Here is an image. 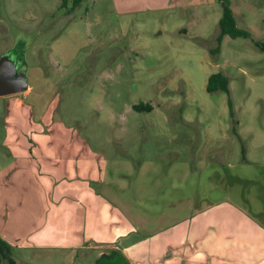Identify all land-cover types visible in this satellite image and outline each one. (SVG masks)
Segmentation results:
<instances>
[{"label": "rangeland", "instance_id": "374dc122", "mask_svg": "<svg viewBox=\"0 0 264 264\" xmlns=\"http://www.w3.org/2000/svg\"><path fill=\"white\" fill-rule=\"evenodd\" d=\"M228 1L250 39L225 36L212 57L217 0H0V57L17 52L28 85L0 98L2 264H111L113 251L56 247L60 192L30 175L45 160L13 156L20 136L45 143L65 194L85 182L119 209L136 228L127 242L222 199L264 222V0ZM216 73L228 94L207 93Z\"/></svg>", "mask_w": 264, "mask_h": 264}, {"label": "crops", "instance_id": "0c3cea01", "mask_svg": "<svg viewBox=\"0 0 264 264\" xmlns=\"http://www.w3.org/2000/svg\"><path fill=\"white\" fill-rule=\"evenodd\" d=\"M27 128L26 134H30L32 131ZM38 133L42 134L40 128ZM20 137L10 142L13 156L45 160L48 168L32 174L36 170L33 168L30 175L34 179L41 178L44 185H53L60 192L59 209L66 218L65 239L56 246L60 250L69 252L84 242L94 248L113 245L129 264H264V222L230 199L192 210L187 217L168 225L160 219L154 222L157 226H143L149 227L150 233L127 242L136 228L125 226L126 218L119 209L97 198L85 182L78 183L73 193L65 194L61 180H69V177L64 168L54 170L55 166H50L49 156L44 153L48 150L45 143L39 142V138L32 139L31 143L28 137L26 141ZM57 180L60 183H56ZM243 199L246 203V198ZM246 204L249 205L248 201ZM257 210L264 215V207ZM73 218L77 227L71 231L74 239L69 240L68 226L72 227ZM54 231L61 235L58 229ZM52 232L53 228L48 234L53 236Z\"/></svg>", "mask_w": 264, "mask_h": 264}, {"label": "trees", "instance_id": "16d2710c", "mask_svg": "<svg viewBox=\"0 0 264 264\" xmlns=\"http://www.w3.org/2000/svg\"><path fill=\"white\" fill-rule=\"evenodd\" d=\"M66 0H63L65 3ZM83 0H71V9H76ZM217 2L221 6V17L218 21V30L219 33L216 37V47L209 51V54L214 57L215 55L219 54L220 52V45L223 37L227 36L231 39L236 38H243V39H250V33L244 30H240L236 27L235 19L233 12L230 8V3L228 0H217ZM207 93H214V92H223L228 94V80L227 78L222 75L221 73L212 74L209 76L206 85ZM228 106L231 111V101L228 99ZM137 111H150L151 106H138L134 108ZM11 254L10 246L4 242L0 238V264L3 263V260L7 258ZM119 256L125 264H129L126 258L123 257L121 252L116 249H113L111 254H104L102 255V259L100 261L109 260L111 264L115 263L116 257ZM10 264L14 262L9 260Z\"/></svg>", "mask_w": 264, "mask_h": 264}, {"label": "water", "instance_id": "95a60500", "mask_svg": "<svg viewBox=\"0 0 264 264\" xmlns=\"http://www.w3.org/2000/svg\"><path fill=\"white\" fill-rule=\"evenodd\" d=\"M19 61L11 54L0 57V98L17 95L28 88L24 71L18 70Z\"/></svg>", "mask_w": 264, "mask_h": 264}, {"label": "flooded vegetation", "instance_id": "af4514ba", "mask_svg": "<svg viewBox=\"0 0 264 264\" xmlns=\"http://www.w3.org/2000/svg\"><path fill=\"white\" fill-rule=\"evenodd\" d=\"M12 57L14 58V59H17L18 61H19V63L17 64V67H18V70H20V55L17 53V52H13L12 53Z\"/></svg>", "mask_w": 264, "mask_h": 264}]
</instances>
